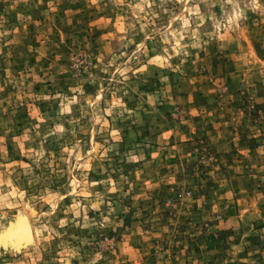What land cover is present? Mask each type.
<instances>
[{
  "label": "rangeland",
  "instance_id": "1",
  "mask_svg": "<svg viewBox=\"0 0 264 264\" xmlns=\"http://www.w3.org/2000/svg\"><path fill=\"white\" fill-rule=\"evenodd\" d=\"M0 264H264V0H0Z\"/></svg>",
  "mask_w": 264,
  "mask_h": 264
}]
</instances>
